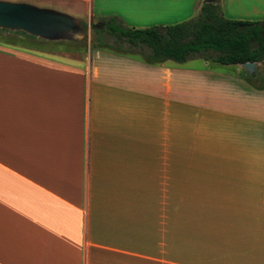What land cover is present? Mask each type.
<instances>
[{
	"label": "crops",
	"instance_id": "crops-1",
	"mask_svg": "<svg viewBox=\"0 0 264 264\" xmlns=\"http://www.w3.org/2000/svg\"><path fill=\"white\" fill-rule=\"evenodd\" d=\"M12 1L137 29L189 21L205 3ZM218 3L228 19L264 21V0ZM15 35L0 34V264H264V175L224 194L218 256L179 242L180 182H211V163L181 151H211L244 123L258 136L264 69L253 79L242 65L150 64L106 47L84 59Z\"/></svg>",
	"mask_w": 264,
	"mask_h": 264
},
{
	"label": "rangeland",
	"instance_id": "rangeland-1",
	"mask_svg": "<svg viewBox=\"0 0 264 264\" xmlns=\"http://www.w3.org/2000/svg\"><path fill=\"white\" fill-rule=\"evenodd\" d=\"M1 1L16 2L12 0ZM37 7L54 9L44 6ZM70 16L75 17L73 15ZM93 24L94 22H83L84 33L80 39L63 40L59 43L43 41L45 43L42 42V44L78 48V53L84 59L87 57L88 51L102 47L100 40L110 46L119 47L121 45L120 47H129L125 42L117 44L116 38L108 33L96 32L92 28ZM1 33L3 32L0 31ZM5 36L9 35L6 34ZM14 38L27 37L17 34ZM191 62L189 64H192ZM234 69L235 67L227 65L217 67L219 72H228ZM262 69H264V65L259 67V71L257 70L258 75ZM249 78L251 77L249 76ZM260 126L261 130H259L258 136L256 132L248 128L246 123H244L243 128L236 126L229 128L228 133L222 138L221 142L213 136L211 151L196 153L181 151V162L197 158L198 160L202 159L211 163L209 167L200 168L205 171L204 174L210 175L211 182H195L187 180L186 177L180 182L179 242L181 249L192 246L200 251H212L218 256L221 219L224 213L230 214V209H223L224 194L235 192L237 186L235 183L236 177L252 174L264 175V124L261 123Z\"/></svg>",
	"mask_w": 264,
	"mask_h": 264
},
{
	"label": "trees",
	"instance_id": "trees-1",
	"mask_svg": "<svg viewBox=\"0 0 264 264\" xmlns=\"http://www.w3.org/2000/svg\"><path fill=\"white\" fill-rule=\"evenodd\" d=\"M98 33H108L116 38L117 44H104L119 53L140 54L150 64L167 61L186 63L203 58L223 65L257 63L264 65V21H241L225 17L220 4H203L199 14L182 23L137 29L126 27L118 18H105L92 25ZM8 32L36 39L24 32ZM246 73H248L245 70ZM251 78L258 77L257 71Z\"/></svg>",
	"mask_w": 264,
	"mask_h": 264
},
{
	"label": "water",
	"instance_id": "water-1",
	"mask_svg": "<svg viewBox=\"0 0 264 264\" xmlns=\"http://www.w3.org/2000/svg\"><path fill=\"white\" fill-rule=\"evenodd\" d=\"M219 0H205V4ZM0 29L24 32L30 36L47 40H77L84 33L81 20L69 14L47 8H40L25 2H7L0 0ZM242 67L254 74L257 63H245Z\"/></svg>",
	"mask_w": 264,
	"mask_h": 264
},
{
	"label": "flooded vegetation",
	"instance_id": "flooded-vegetation-1",
	"mask_svg": "<svg viewBox=\"0 0 264 264\" xmlns=\"http://www.w3.org/2000/svg\"><path fill=\"white\" fill-rule=\"evenodd\" d=\"M83 30H84V26H83Z\"/></svg>",
	"mask_w": 264,
	"mask_h": 264
}]
</instances>
